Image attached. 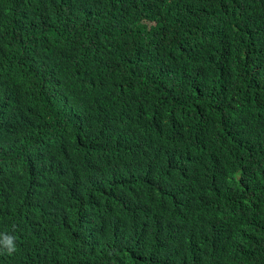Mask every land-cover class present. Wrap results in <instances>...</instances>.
<instances>
[{"label": "trees", "instance_id": "obj_1", "mask_svg": "<svg viewBox=\"0 0 264 264\" xmlns=\"http://www.w3.org/2000/svg\"><path fill=\"white\" fill-rule=\"evenodd\" d=\"M0 264H264V0H0Z\"/></svg>", "mask_w": 264, "mask_h": 264}, {"label": "clouds", "instance_id": "obj_2", "mask_svg": "<svg viewBox=\"0 0 264 264\" xmlns=\"http://www.w3.org/2000/svg\"><path fill=\"white\" fill-rule=\"evenodd\" d=\"M115 131H116L117 137H120V138L128 137L127 133L124 130H122L121 128L115 129ZM100 143H102V139H101ZM83 206H86L89 209L87 216L98 221V222H100V223L106 216H110L111 210L118 211L120 213V218H123V219H128V218L134 217L133 214L126 216V203L125 202L119 203V206L116 209H115V207H113V205L106 206V208L102 214H100L98 212V207L88 198H85L83 200V202L80 205V208ZM4 243L8 249L9 254H11L13 251H15V246L13 244V237L5 236L4 237Z\"/></svg>", "mask_w": 264, "mask_h": 264}]
</instances>
